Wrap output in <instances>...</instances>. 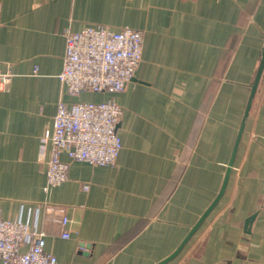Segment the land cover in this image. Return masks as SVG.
<instances>
[{
  "label": "crops",
  "instance_id": "1",
  "mask_svg": "<svg viewBox=\"0 0 264 264\" xmlns=\"http://www.w3.org/2000/svg\"><path fill=\"white\" fill-rule=\"evenodd\" d=\"M0 22L2 217L44 232L57 264H158L230 170L164 264H264V0H0ZM91 24L143 33L114 95L123 148L109 166L64 152L68 179L46 190L40 141L59 104L112 96L73 97L58 77L66 32Z\"/></svg>",
  "mask_w": 264,
  "mask_h": 264
},
{
  "label": "built area",
  "instance_id": "2",
  "mask_svg": "<svg viewBox=\"0 0 264 264\" xmlns=\"http://www.w3.org/2000/svg\"><path fill=\"white\" fill-rule=\"evenodd\" d=\"M1 25V22H0ZM143 33L123 27L91 24L78 31L66 32L64 65L58 77L69 94L80 97L84 92H107L111 97L100 100L61 102L53 126L40 141V154L48 167L46 190L68 179L69 158L92 165H115L123 148L118 125L123 108L114 95L134 77L142 59ZM0 79L7 83L11 74L0 68ZM69 219L64 216V225ZM63 237H70L65 230ZM44 232L32 229L21 217L0 215V259L2 264H57V257L46 250Z\"/></svg>",
  "mask_w": 264,
  "mask_h": 264
},
{
  "label": "water",
  "instance_id": "3",
  "mask_svg": "<svg viewBox=\"0 0 264 264\" xmlns=\"http://www.w3.org/2000/svg\"><path fill=\"white\" fill-rule=\"evenodd\" d=\"M263 72H264V49H263V57H262V62H261V65H260V68H259V71H258V74H257V77H256V80L254 82V85H253V89H252V97H254L255 93H256V90L258 88V85L261 81V78H262V75H263ZM243 131V127L241 129V132L240 134L242 133ZM240 138V137H239ZM233 160H231L230 162V166L232 164ZM230 171V170H229ZM229 171L226 175V178H225V181H224V185L218 195V197L215 199V201L212 203V205L209 207V209L206 211V213L203 215V217L200 219V221L192 228L191 232L189 233V235L184 239V241L181 243V245L177 248V250L172 254L170 255L169 257H167L166 259H164L163 261H161L160 263L158 264H164L165 262L171 260L172 258H174L178 253L179 251L182 249V247L184 246V244L188 241V239L190 238V236L194 233V231L198 228V226L200 225V223L203 221V219L208 215V213L212 210V208L215 206V204L218 202V200L220 199L221 195L223 194L224 192V189L226 187V184H227V180H228V177H229ZM253 217L250 218V220L252 219Z\"/></svg>",
  "mask_w": 264,
  "mask_h": 264
},
{
  "label": "rangeland",
  "instance_id": "4",
  "mask_svg": "<svg viewBox=\"0 0 264 264\" xmlns=\"http://www.w3.org/2000/svg\"><path fill=\"white\" fill-rule=\"evenodd\" d=\"M86 99V97H84Z\"/></svg>",
  "mask_w": 264,
  "mask_h": 264
}]
</instances>
